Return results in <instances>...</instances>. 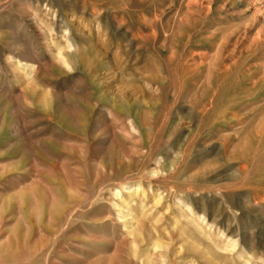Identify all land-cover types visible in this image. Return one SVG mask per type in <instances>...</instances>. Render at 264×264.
I'll use <instances>...</instances> for the list:
<instances>
[{"label":"rangeland","instance_id":"374dc122","mask_svg":"<svg viewBox=\"0 0 264 264\" xmlns=\"http://www.w3.org/2000/svg\"><path fill=\"white\" fill-rule=\"evenodd\" d=\"M0 264H264V0H0Z\"/></svg>","mask_w":264,"mask_h":264}]
</instances>
